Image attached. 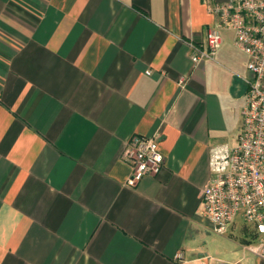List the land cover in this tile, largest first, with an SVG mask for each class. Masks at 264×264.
<instances>
[{
  "label": "crops",
  "instance_id": "crops-1",
  "mask_svg": "<svg viewBox=\"0 0 264 264\" xmlns=\"http://www.w3.org/2000/svg\"><path fill=\"white\" fill-rule=\"evenodd\" d=\"M215 1L0 0V264H264L200 209L247 92L232 32L191 61ZM134 135L164 167L131 187Z\"/></svg>",
  "mask_w": 264,
  "mask_h": 264
},
{
  "label": "built area",
  "instance_id": "built-area-1",
  "mask_svg": "<svg viewBox=\"0 0 264 264\" xmlns=\"http://www.w3.org/2000/svg\"><path fill=\"white\" fill-rule=\"evenodd\" d=\"M208 10L218 21L207 29L204 44L191 45L192 63L212 59L222 44V31L228 30L247 56L250 78L236 144L209 151V179L200 209L216 234L227 233L237 219L251 227L255 241L249 251L264 261V0H217ZM120 158L130 169L131 187L164 167L156 135L132 136Z\"/></svg>",
  "mask_w": 264,
  "mask_h": 264
},
{
  "label": "rangeland",
  "instance_id": "rangeland-1",
  "mask_svg": "<svg viewBox=\"0 0 264 264\" xmlns=\"http://www.w3.org/2000/svg\"><path fill=\"white\" fill-rule=\"evenodd\" d=\"M235 55H236L237 58L242 57L243 59H245V57L242 56V54L239 52V50H236ZM244 73L246 75V78L249 79L250 78V75H249L248 71L247 70H244ZM237 133H238V120L234 124L233 129L230 131L228 139L225 140L224 142H229L230 143L229 145H231V146L235 145L236 144V140H237ZM237 223H240V220L239 219H237Z\"/></svg>",
  "mask_w": 264,
  "mask_h": 264
}]
</instances>
